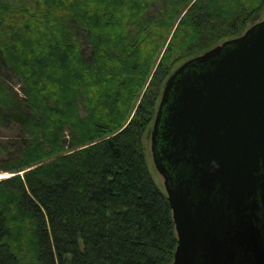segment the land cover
Segmentation results:
<instances>
[{
  "label": "trees",
  "instance_id": "trees-1",
  "mask_svg": "<svg viewBox=\"0 0 264 264\" xmlns=\"http://www.w3.org/2000/svg\"><path fill=\"white\" fill-rule=\"evenodd\" d=\"M263 6L0 0V123L15 121L25 133L23 149L6 159L12 174L0 180V264H22L10 240L13 224L25 219L34 222L39 264H170L178 235L143 138L171 59L241 34ZM8 70L24 83V95L8 85Z\"/></svg>",
  "mask_w": 264,
  "mask_h": 264
},
{
  "label": "water",
  "instance_id": "water-1",
  "mask_svg": "<svg viewBox=\"0 0 264 264\" xmlns=\"http://www.w3.org/2000/svg\"><path fill=\"white\" fill-rule=\"evenodd\" d=\"M170 264H264V19L179 65L151 133Z\"/></svg>",
  "mask_w": 264,
  "mask_h": 264
},
{
  "label": "rangeland",
  "instance_id": "rangeland-1",
  "mask_svg": "<svg viewBox=\"0 0 264 264\" xmlns=\"http://www.w3.org/2000/svg\"><path fill=\"white\" fill-rule=\"evenodd\" d=\"M151 10L156 12L158 10V8H157V6H154ZM157 13H159V12H157ZM151 14H152V12L148 13V15H151ZM262 19H264V6L262 7V9L259 12H257L246 23V25L244 27V31L249 26H251L252 24H254V23H256ZM176 26L177 25L174 26L171 33L174 32ZM171 33L169 34V37L167 39L168 41L171 39V36H172ZM80 39H81L84 54H85V56L89 57L91 54V47L83 35L80 36ZM168 41H166V42L168 43ZM163 49H165V47ZM188 58H190V57L189 56L188 57L183 56L180 51H177L174 54L173 58L171 59L170 65H172V66L169 70L170 74ZM5 77L7 78V82H8V85L10 87H12L15 91H17L18 94H20L21 96L24 95V91H23L24 83L14 74L13 71L8 70L7 73L5 72ZM149 78H151V77H149ZM97 82L101 86H103L105 84L107 85V83H105L103 81H97ZM163 87H164V85H163ZM144 91H145V89L140 91V94H139L140 96L139 95L137 96L135 103H137V99L139 102ZM162 91H163V89H162ZM162 91H161L159 98L157 100L156 107H155L156 109H157L160 97L162 95ZM111 97L112 96H109V99L106 101L107 105H110V104L112 105ZM135 105H137V104H135ZM135 105H134V107H135ZM101 107L99 105V108L103 109L104 111H108L107 106L106 107L101 106ZM134 107L130 110V113H131L130 116L134 113ZM80 112H81V115L83 117H86L88 115V106H86L84 102L81 103ZM90 116L91 115L89 113V117ZM130 116L128 117V119L130 118ZM153 121H154V118L152 119L151 123L149 124V126L146 129V132L144 134V138H143L144 147H145V152L147 155V159H148V163L150 165L151 172L154 175L157 183L162 187V189L165 190L163 177L155 168V165H154V162L152 159L151 131H152V127H153ZM66 129L67 130L65 131V136L67 137L68 140H70V132H69L70 126L67 125ZM24 143H25V133L22 131L20 125L17 122L11 121V122L0 123V173L9 172L10 174H12L11 171L4 169V167L8 165V162L6 161V159L17 157V155L23 149ZM4 177H7V176L0 177V180ZM12 214H13V212H11L10 215H12ZM18 218H19V216L17 215V219ZM18 224L20 226L18 225L16 227H14V224H13L14 232L12 234V238L10 241L14 246H17V248L20 252L19 256L22 260V264H39L38 261L36 260L37 256H36L35 238H34L35 226H34L33 220L32 219H25L23 221V223H18Z\"/></svg>",
  "mask_w": 264,
  "mask_h": 264
},
{
  "label": "bare ground",
  "instance_id": "bare-ground-1",
  "mask_svg": "<svg viewBox=\"0 0 264 264\" xmlns=\"http://www.w3.org/2000/svg\"><path fill=\"white\" fill-rule=\"evenodd\" d=\"M11 174L9 172H5V173H0V177L2 176H10Z\"/></svg>",
  "mask_w": 264,
  "mask_h": 264
},
{
  "label": "flooded vegetation",
  "instance_id": "flooded-vegetation-1",
  "mask_svg": "<svg viewBox=\"0 0 264 264\" xmlns=\"http://www.w3.org/2000/svg\"><path fill=\"white\" fill-rule=\"evenodd\" d=\"M160 99H161V97H160ZM159 102H160V100H159ZM158 105H159V103H158ZM157 108H158V106H157ZM156 112H157V109H156ZM156 112H155V116H156ZM155 116H154V119H155ZM153 123H154V121H153ZM152 129H153V127H152ZM151 133H152V131H151ZM151 153H152V150H151ZM152 159H153V156H152ZM155 165V164H154ZM156 168V167H155ZM158 171V170H157ZM159 172V171H158ZM163 177V176H162ZM163 180H164V178H163Z\"/></svg>",
  "mask_w": 264,
  "mask_h": 264
}]
</instances>
